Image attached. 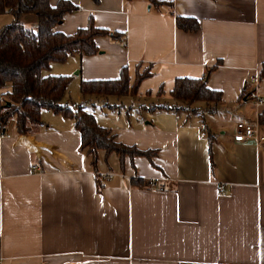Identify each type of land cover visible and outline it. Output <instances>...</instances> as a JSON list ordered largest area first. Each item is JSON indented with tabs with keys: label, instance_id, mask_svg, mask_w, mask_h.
Returning a JSON list of instances; mask_svg holds the SVG:
<instances>
[{
	"label": "crops",
	"instance_id": "1",
	"mask_svg": "<svg viewBox=\"0 0 264 264\" xmlns=\"http://www.w3.org/2000/svg\"><path fill=\"white\" fill-rule=\"evenodd\" d=\"M66 1L76 10L57 33L91 21L123 39L95 37V55L41 75L69 77L61 103L81 105L117 143L153 155L120 165L99 151L92 168L72 119L42 110L27 134H14L11 122L0 132V264H264V141H233L237 121L264 137L256 122L264 104L247 98L264 100V0ZM174 16L198 30L176 29ZM11 22L0 15V30ZM18 22L34 30L37 19ZM124 67L131 81L150 73L135 96L79 94L80 82L115 80ZM208 68L205 87L220 95L213 111L204 102L174 110V80L202 79ZM131 178L152 187H132Z\"/></svg>",
	"mask_w": 264,
	"mask_h": 264
},
{
	"label": "trees",
	"instance_id": "2",
	"mask_svg": "<svg viewBox=\"0 0 264 264\" xmlns=\"http://www.w3.org/2000/svg\"><path fill=\"white\" fill-rule=\"evenodd\" d=\"M50 0H0V15L9 14L12 22L0 30V89L6 84L10 92L0 96V132L12 122L14 134L33 133L41 126L40 112L47 110L63 118L72 119L74 128L80 137V148L90 158V165L95 168L97 155L102 151L105 156L115 154L120 165L127 156L145 157L150 159L153 152H140L116 142L113 129L99 127L93 116L83 110L81 105L68 106L61 103L67 89L69 77L42 76L52 63H64L70 56L80 58L97 53L93 39L107 36L111 40L120 41L121 35L110 33L93 27L91 21L83 29L73 35L65 36L55 31L63 16L76 10L69 1L60 0L55 6L49 5ZM96 1V0H93ZM157 4L155 0H149ZM22 15L36 17V28L29 30L19 22ZM176 29L194 33L198 30V22L194 19L174 16ZM138 67V65H137ZM214 68V67H213ZM213 68L205 70L202 79L194 80L178 78L173 82L169 98L184 104L172 107L174 110H186L195 102H204L209 112L220 101V95L205 87V80ZM150 75L148 70L136 72L132 81L127 68H122L115 80L80 82L78 92L81 96H135L137 86L142 79ZM264 76L262 69L259 78ZM162 93L159 89L157 96ZM7 104V105H6ZM162 110H169L161 106ZM194 110H191L192 112ZM257 125L264 126V110L256 117ZM3 134V133H2ZM209 164L212 167L210 146L212 137L207 134ZM130 185L136 188H151L152 183L131 178ZM98 190V189H97Z\"/></svg>",
	"mask_w": 264,
	"mask_h": 264
},
{
	"label": "built area",
	"instance_id": "3",
	"mask_svg": "<svg viewBox=\"0 0 264 264\" xmlns=\"http://www.w3.org/2000/svg\"><path fill=\"white\" fill-rule=\"evenodd\" d=\"M248 100L253 102V105L256 107H260L264 104V100L258 98L255 92H250L247 94ZM6 135L0 134V138L5 137ZM247 140H253L256 143L260 144L264 141V137L259 135L256 128L250 124L243 123L241 121H237L234 124V134L233 141L234 142H245ZM32 170L36 171L37 168L32 166Z\"/></svg>",
	"mask_w": 264,
	"mask_h": 264
},
{
	"label": "rangeland",
	"instance_id": "4",
	"mask_svg": "<svg viewBox=\"0 0 264 264\" xmlns=\"http://www.w3.org/2000/svg\"><path fill=\"white\" fill-rule=\"evenodd\" d=\"M69 93H70V97H73V92H71V91H69ZM69 97V98H70ZM70 100L72 101V102H74L75 103V99L74 98H70ZM181 106L184 108L185 107V105L184 104H181ZM186 110H190V108L189 107H187L186 106ZM111 156V158H112V160H113V158H115V155L113 154V155H110Z\"/></svg>",
	"mask_w": 264,
	"mask_h": 264
},
{
	"label": "water",
	"instance_id": "5",
	"mask_svg": "<svg viewBox=\"0 0 264 264\" xmlns=\"http://www.w3.org/2000/svg\"><path fill=\"white\" fill-rule=\"evenodd\" d=\"M7 105V104H6Z\"/></svg>",
	"mask_w": 264,
	"mask_h": 264
}]
</instances>
